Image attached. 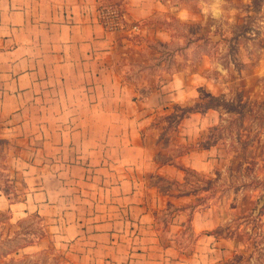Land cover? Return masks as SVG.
Here are the masks:
<instances>
[{
	"label": "rangeland",
	"instance_id": "obj_1",
	"mask_svg": "<svg viewBox=\"0 0 264 264\" xmlns=\"http://www.w3.org/2000/svg\"><path fill=\"white\" fill-rule=\"evenodd\" d=\"M160 1L161 9L151 16L130 20L126 0H98V17L110 32L105 65L117 73V84L132 83L143 92L167 84L174 71L188 67L182 72L191 97L183 106H202L207 93L217 97L213 109L218 123L189 144L210 147V170L189 168L184 190L196 195L195 205L215 212L211 225L218 249L208 259L195 255L196 234L187 224L175 237L174 255L169 252L167 257L180 264H264V0ZM146 40L164 43L157 52ZM131 49L144 50L146 56L138 57ZM195 69L208 77L209 89H195L189 76ZM49 82L40 86L36 106L30 101L9 117L0 116V138L13 145L8 163L14 185L1 183L18 193L13 201L14 196L8 198L0 189V264H76L69 255L77 245L74 218L90 214L97 204L87 194L92 189L88 183L113 176L111 172L115 180L132 174L119 152L130 134L138 135L139 127L132 132L130 120L137 107L124 103L122 108H105V93L44 92ZM111 96L123 102L122 93ZM166 105L169 109L164 110ZM147 110L146 123L154 122L155 128L145 133L146 143L157 141V153L175 154L174 123L161 117L176 112L177 105L163 101ZM105 167L111 171L106 173ZM77 179L82 184L65 187L66 181ZM84 185L87 190L82 192ZM170 220L169 214L157 212L155 227L163 245L171 242Z\"/></svg>",
	"mask_w": 264,
	"mask_h": 264
},
{
	"label": "crops",
	"instance_id": "obj_2",
	"mask_svg": "<svg viewBox=\"0 0 264 264\" xmlns=\"http://www.w3.org/2000/svg\"><path fill=\"white\" fill-rule=\"evenodd\" d=\"M126 1L125 16L130 20L147 18L163 5L160 0ZM111 47L110 32L98 17V0H0V116L9 117L30 101L31 106H36L37 94L42 92L40 86L46 79L50 87L46 84L44 92L54 89L60 93H105L108 97L102 101L106 105H101L105 108H122L124 103L130 107L133 103L136 114L141 113L130 119L132 132L133 127H139L138 135L130 134L129 142L119 152V159L125 166H131L132 174L115 180L116 175L111 172L113 176L88 183L96 190H88L87 194L97 204L90 214L74 218L77 245L69 252L74 256L72 261L76 264H180L167 254L174 255L175 237L187 224L196 234L195 255L213 257L210 251L218 249V237L212 232L215 225H211L215 212L210 207L195 205L196 195L184 190L188 172L161 161L162 156L172 152L159 154L160 144L156 141L152 147L144 138L149 128H155L154 122L146 123L148 116L144 111L155 110L163 101L181 106L189 103L191 96L182 72L188 67L174 71L167 84L142 92L132 83L130 86L121 81L117 84V73L111 65H105ZM189 76L195 89L210 88V80L204 73L195 69ZM116 92L122 93L121 104L110 97ZM94 102L101 104L99 99ZM217 123L213 108L205 113H187L179 124L174 146L197 143L203 131ZM177 153L175 161L182 166L210 170V147L190 148L181 156ZM105 171L111 170L105 167ZM138 175L145 181L139 180ZM82 182L66 181L65 187L71 188L70 183L79 186ZM81 188L82 192L87 190L86 185ZM157 212L169 214L171 218L168 230L171 242L165 245L155 227ZM202 246L209 248L208 252L204 250L205 255L200 250Z\"/></svg>",
	"mask_w": 264,
	"mask_h": 264
},
{
	"label": "trees",
	"instance_id": "obj_3",
	"mask_svg": "<svg viewBox=\"0 0 264 264\" xmlns=\"http://www.w3.org/2000/svg\"><path fill=\"white\" fill-rule=\"evenodd\" d=\"M124 16L123 14H121V17ZM126 39L128 40H134V39H138L137 41L142 42V40H139V38L137 36L133 37V38H129L128 36H126ZM146 43H148L149 48H153V51H157L159 52L160 50H158V45L160 46L162 43V41H150V40H146ZM135 51V54H138V57H145L146 55H144V50H136L133 49ZM132 49L130 51H133ZM141 55V56H140ZM149 80H147L148 82ZM151 82V81H149ZM153 83H155V81H153ZM207 100L204 102V104L202 106H194V107H188V106H179L177 105V110L176 112L169 114V115H164L161 117V119H171L172 122L174 123V126L172 127V130H175L176 132L178 131L179 128V124L181 123L182 119L184 118V116L192 111H202V110H207V109H211V108H216L218 106V104L214 103V100L217 99L216 96L207 93ZM202 109V110H200ZM171 122V123H172ZM12 143L9 139L7 138H0V189L4 188V192L5 194L8 196V198H11V196H14L15 198H13V201H17L18 198V193L15 189L13 188H5V186L2 185V183L4 185L10 183V185H14V181L11 177V166L8 163V157H9V152L10 149L12 147ZM178 149V156H181L182 154L186 153L192 146L191 145H178L177 146ZM175 154H171V155H167V156H162L161 157V161L165 162V163H172L182 169H184L186 172H189V168L182 166L181 164L177 163L175 161ZM177 157V156H176ZM2 182V183H1ZM9 185V186H10ZM45 233H41V235L44 236ZM26 244L20 245V247H25ZM10 252L7 253V255H9Z\"/></svg>",
	"mask_w": 264,
	"mask_h": 264
}]
</instances>
